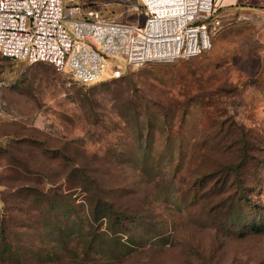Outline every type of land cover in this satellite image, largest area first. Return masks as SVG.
<instances>
[{"label":"rangeland","instance_id":"obj_1","mask_svg":"<svg viewBox=\"0 0 264 264\" xmlns=\"http://www.w3.org/2000/svg\"><path fill=\"white\" fill-rule=\"evenodd\" d=\"M0 264H264L263 25L91 86L0 55Z\"/></svg>","mask_w":264,"mask_h":264},{"label":"built area","instance_id":"obj_2","mask_svg":"<svg viewBox=\"0 0 264 264\" xmlns=\"http://www.w3.org/2000/svg\"><path fill=\"white\" fill-rule=\"evenodd\" d=\"M144 23H122L80 3L0 0V55L43 63L81 86L123 77L133 68L173 63L212 49L217 0H138Z\"/></svg>","mask_w":264,"mask_h":264},{"label":"crops","instance_id":"obj_3","mask_svg":"<svg viewBox=\"0 0 264 264\" xmlns=\"http://www.w3.org/2000/svg\"><path fill=\"white\" fill-rule=\"evenodd\" d=\"M217 9L223 23H247L250 20L263 25L264 0H217Z\"/></svg>","mask_w":264,"mask_h":264},{"label":"trees","instance_id":"obj_4","mask_svg":"<svg viewBox=\"0 0 264 264\" xmlns=\"http://www.w3.org/2000/svg\"><path fill=\"white\" fill-rule=\"evenodd\" d=\"M126 76V74L123 76V77H125ZM123 77H121V78H123ZM120 78V79H121ZM116 80H118V79H116ZM76 173H80V174H82V177H84V178H88V173H87V171L86 170H83L82 168H78V167H75L72 171H71V175L69 174V176H68V178L69 177H71V176H73V175H75ZM85 180V179H84ZM83 181H81V183H82ZM79 184L77 187L78 188H83L84 187V185L83 184Z\"/></svg>","mask_w":264,"mask_h":264}]
</instances>
